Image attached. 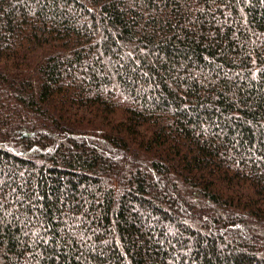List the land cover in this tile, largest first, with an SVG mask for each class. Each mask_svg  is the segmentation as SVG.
<instances>
[{
    "label": "trees",
    "instance_id": "1",
    "mask_svg": "<svg viewBox=\"0 0 264 264\" xmlns=\"http://www.w3.org/2000/svg\"><path fill=\"white\" fill-rule=\"evenodd\" d=\"M0 264H264V0H0Z\"/></svg>",
    "mask_w": 264,
    "mask_h": 264
}]
</instances>
